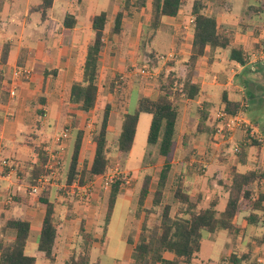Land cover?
<instances>
[{"label": "trees", "instance_id": "trees-1", "mask_svg": "<svg viewBox=\"0 0 264 264\" xmlns=\"http://www.w3.org/2000/svg\"><path fill=\"white\" fill-rule=\"evenodd\" d=\"M53 0H41L37 10L41 12V19L50 9ZM223 1V0H222ZM3 0H0V7ZM183 0H121V4L115 13L111 27L105 33L107 17L100 12L89 19L90 35L86 42L84 59L78 69L77 77L72 84L64 90L60 108L66 112L68 107L91 113V125L93 126L92 142L94 143L93 157L89 168L84 165L80 173L76 170L77 154L80 147L81 131L77 130L72 143V152L68 160L65 185L78 186L96 176H105L113 168L109 159V134L107 130L110 112L115 109L121 115L119 134L114 141V150L118 158L116 175L108 182V194L103 214L102 236L105 234L107 225L113 212V208L123 184V172L128 153L131 150L138 118L140 114L150 115V122L146 135L148 147H156V155L162 158V164L153 191L151 187V175L144 174L136 196V204L142 213L139 227L138 240L133 247L132 264H190L199 251L203 233L213 234L217 231H226L229 234L236 233L240 227L235 223L241 212L247 211L264 214V170H248L239 173L231 167V182L227 190V200L222 211L218 212L216 202L211 201L206 208L197 209L202 200L201 193H192V186L182 177L176 179L173 187H170V174L172 166L168 163V157L174 149L181 150L186 146L187 134L184 128L179 129L181 119V105L179 99L186 102L195 101L200 94V87L195 78L197 69L206 52V59L210 74L216 66L214 56L217 51H228L230 61L244 66L248 61V55L241 47L232 46L233 33L218 26L213 16L204 12L202 0H195L190 10L193 17L191 27L192 39L188 58L185 62V73L176 84L170 77L160 76L154 85V95L145 94L146 84L149 80L143 76L111 75L108 70L110 58L118 55L126 56L128 34L123 20L131 17L134 13L148 8L149 19L145 30L151 31L152 35L162 26L163 18H174L178 15ZM254 20H240L236 24L238 34L257 38L264 28V4L253 8ZM253 19V20H252ZM62 25L63 33H68L74 24L73 8L68 9ZM141 34L140 41L146 36V31ZM175 42L173 51L179 52L184 43L183 32L174 34ZM10 44L3 43L0 46V66H5L8 61ZM27 49L19 51L16 60L18 68L25 67ZM128 67L125 70L128 71ZM54 70H44L43 79L54 76ZM2 70H0V96L9 93L8 83H5ZM136 94V103L130 111L132 94ZM107 93L113 95L114 107L105 102ZM249 97L251 95L247 93ZM227 92H222V110L227 116H232L245 108L239 102H232L227 98ZM40 106H44L45 99L37 98ZM210 104L203 101L198 106L196 133L205 134L212 138L218 129V123L210 122ZM35 118L43 116L40 109L34 110ZM70 123L64 124V128L73 130L77 126L75 115L69 113ZM0 116V130H1ZM34 126L39 129V122ZM224 138L227 132L222 130ZM250 144L239 145L237 153L238 164L244 165L247 156V147L257 146L258 142L252 139ZM30 148L35 155L34 163L26 162L22 169V179L28 185H34L37 178L45 172L43 166L47 160V146L33 143ZM147 150L141 164H145ZM170 189V201L166 200L167 189ZM50 188L43 189L37 195L38 203L44 208V216L41 223L40 233L37 239V251L49 263L53 262V249L57 233V222L54 218V202L50 198ZM150 196V207L144 206ZM250 216L246 218L250 222ZM2 229L13 232L12 240L0 238V264H35V258L24 253V247L28 239L29 223L20 218H9L3 222ZM77 247L72 251L65 264H92L90 263V251L93 235L86 231L84 222L80 221L77 231ZM132 244V239L126 240ZM257 245L264 244V232L261 239H255ZM164 253L172 255V259H165ZM248 252L237 256L230 254L226 258L227 264H248ZM96 264V263H93ZM249 264H255L251 261Z\"/></svg>", "mask_w": 264, "mask_h": 264}, {"label": "rangeland", "instance_id": "rangeland-1", "mask_svg": "<svg viewBox=\"0 0 264 264\" xmlns=\"http://www.w3.org/2000/svg\"><path fill=\"white\" fill-rule=\"evenodd\" d=\"M104 1V0H103ZM101 1L102 3H104ZM107 2V0H105ZM179 14L180 18L185 22V19L190 15L192 4L195 0H183ZM205 6L204 12L210 16L221 17L222 14L226 16L227 21L220 23V27H224V30L233 33L232 46L241 47L248 55V60H252L254 55L262 48H264V28L261 30L258 39H251L246 35H240L236 30V24L240 20H250V17L254 15L253 8H257L264 4V0H202ZM148 12L144 11L139 14L137 21H135V32L139 30L140 34L138 38L134 39L130 44L127 54L126 65L128 71H117L120 65L114 63V70H110L111 75H140V70H145L152 78L149 80L146 87V94L149 96L154 95V85L156 80L162 76L163 78L170 77L176 84L177 80H181L184 76L185 62L188 58L189 49L184 46L189 43V40L185 41L181 50L177 52L176 58H168L165 60H159L160 56H167L168 53L173 52V45L175 42L174 34H178L180 31L175 29V22L173 20L165 19L162 22V26L152 35L151 31H146V17ZM255 20L257 16H252ZM252 19V20H253ZM227 22V23H226ZM146 31V36L143 39V43L140 41L141 34ZM184 35V34H183ZM76 54V53H75ZM80 55V53H77ZM208 56V52L205 53L204 58ZM216 66L213 67V73L210 74L206 61L203 60L197 69V76L195 82L199 84L200 94L195 101L186 102L183 99H179L181 105V119L179 123V129L184 128L187 134L186 146L181 150L174 149L168 157V163L172 166V172L170 174V187L175 184L177 177L182 176L191 186L192 193H201L202 200L199 203L197 209L206 208L211 201L216 202L215 209L220 212L223 210L227 200V190L231 182L230 170L231 167L238 168L240 173H245L248 170H264V62L256 60L253 64V70L251 64H246L244 67L232 62L228 58V51H217L214 56ZM253 62V60H252ZM79 64L77 61L72 64L78 71ZM29 67L32 71L30 79L24 80L21 77L14 78L15 81H28L32 84H38L42 74V65L39 62H30ZM5 66H0V70L3 72L5 83H9L10 79L7 78L6 73L12 72V67L4 69ZM58 81V80H57ZM64 83H67L66 81ZM63 81H59L54 85L53 89L56 93V98L63 100V95L60 94V90L64 86ZM62 86V87H61ZM11 88V86H9ZM15 88V87H14ZM35 88L34 85L32 89ZM35 96L33 98V106L36 103V98L41 95L39 88L35 89ZM222 92H227L228 100L232 102H239L243 111L237 114L241 119L245 120L250 126L255 127L258 130V135L262 137V141L258 142L257 146L247 147L246 165L241 166L236 162L237 153L233 152L234 147H239L244 143L250 144L251 140L250 130L246 133L244 131L235 129L224 139L209 138L205 134L196 133L197 124V108L203 101L210 104V122L209 124L220 123L218 122L217 115L222 111L221 97ZM47 95L50 102H55L50 97V91ZM249 93L251 97L247 95ZM136 96L131 97L130 111L135 106ZM105 101L114 105L113 95L107 93L105 95ZM37 104V103H36ZM35 104V105H36ZM53 105V104H52ZM68 110V109H67ZM64 112L60 107L54 117L47 115L40 119L41 127L38 130L34 127L24 129L21 132L20 141L16 144L15 150H18L17 154H20L18 158L3 157L1 159L6 160L8 167L4 169V175L6 172H11L10 180L18 183H22V167L26 162H31L33 159V152L30 145L33 143L44 144L47 146V152H52L54 149V137L57 136L64 128V124L68 125L70 117L68 112ZM78 124L77 127L69 131V137L65 141L66 148L63 154L62 166L59 170L58 185H65L67 163L72 151V143L75 139L77 129L84 127L85 122L89 119L88 116L81 111L77 112ZM35 119V118H33ZM150 121V115L140 114L134 141L130 153L127 156L125 162V172H123V184L121 186V198L116 201L113 209L112 223L110 227V242L116 240L113 234L119 233L122 229L123 221L126 217L131 216L133 224L137 225L138 221L142 218V213L136 204V196L140 187V183L144 174H150L152 181L150 191H153L155 183L158 178V173L162 164L164 163L162 158L157 157L156 147H148L146 143V135L148 131ZM67 122V123H66ZM252 127V128H253ZM118 129V123L115 122L114 129L111 130L109 135V159L113 166L103 179L97 181L99 188L84 192L81 189L65 187V189L54 188L55 196L60 204L61 215L70 217L79 216L80 212H83V208L90 207L94 209L93 227L105 210V204L108 193L107 182L116 175L115 166L118 158L116 157L114 149V141L116 138ZM257 134V133H256ZM252 139L254 137L250 136ZM240 148V147H239ZM8 149L5 148L1 154H9ZM149 150L150 154L147 156L145 164L142 163V159ZM240 151V149H239ZM16 154V152H13ZM88 154V153H87ZM1 164V162H0ZM0 168H2L0 166ZM125 181H128L125 183ZM24 182V181H23ZM77 183H75L76 185ZM93 186V185H92ZM264 190V187H262ZM26 193V192H25ZM171 191L168 188L166 192V200L169 202ZM31 197L27 195V199ZM12 202V198H9ZM129 203V204H128ZM93 204V206H90ZM69 206V208H67ZM144 206L150 207V196L145 201ZM12 208L11 204L6 205V209ZM71 208V209H70ZM250 216V222L246 218ZM236 222L240 226V230L236 233L229 234L226 231H217L213 234L203 233L201 245L199 251L195 254L194 259L190 264H227L226 258L230 254L240 256L248 252V264L251 261L256 263L257 257H263L264 244L257 245L255 239H261L264 232V214L253 213L249 215V212L243 211L236 219ZM98 230L96 233H100ZM41 256V253L38 252ZM43 260V259H41ZM264 264V260L263 263Z\"/></svg>", "mask_w": 264, "mask_h": 264}, {"label": "crops", "instance_id": "crops-1", "mask_svg": "<svg viewBox=\"0 0 264 264\" xmlns=\"http://www.w3.org/2000/svg\"><path fill=\"white\" fill-rule=\"evenodd\" d=\"M101 1L103 0H53L50 9L46 11L45 18L42 20L41 12L37 10V6L40 4L41 0H3V3L0 7V46L3 43L10 44L8 61L4 69L12 67V71L16 70L18 68L16 66V60L18 58L19 51L22 48H26L27 55L25 67L30 69V62H39L42 65V74L38 84H32L28 81H15V79L12 77L11 71L6 73L5 75L8 79H10L8 87H15V96L10 97L8 94L0 96V116L2 119L0 130V159L5 156L18 158L20 156V154H17L18 150L13 151L16 152V154H13L12 150H15L16 144L20 141L19 137L21 136V132L24 129L33 127V121L34 123L37 121L40 124V119L42 117H47V115L54 117L56 115L58 108L61 106V101L60 98H56V93L53 90L55 88L54 85L60 79V81H63L62 85L66 84V86L64 87L65 89H67L72 84L73 80L77 77L78 71L72 64L77 61L78 63H80L78 66L80 67L83 62L86 42L90 35L89 19L100 12H104L107 17L105 27L106 33L107 30L111 27L113 17L121 4V0H107V2L104 0V3H102ZM70 8H73L74 24L68 31V33H63L65 29L62 25V21L65 14L67 13V10ZM144 11L148 12V16L146 17V21L148 22V8L134 13L131 17L125 18L123 20L125 29L128 34L126 56L119 57L118 55H115L114 57L110 58L108 66L109 71L115 69L114 63L120 65V67H117V71H125L124 66L126 65L125 63L130 44L133 43L134 39L138 38L141 31L139 30L137 33L135 32L134 23L135 21H137L139 14ZM190 16L191 15H189L188 18ZM188 18L185 19L184 22L182 18H180V14L178 13V15L174 18H163L162 22H164L165 19L173 20L176 27L178 21H183L184 23H186ZM214 18L218 26H220V23H225V21H227L224 14H222L220 18L217 16H214ZM221 28L225 29L224 27ZM175 29L178 30V28ZM250 38L258 39L259 35L257 38ZM191 39L192 33L190 30L186 33L184 37V43L181 47H183L185 41L189 40V43L184 46H187L190 51ZM77 53H80V55H77ZM207 57L208 56H206L205 58L203 57V60L206 61ZM44 70H54L55 75L49 76L44 80ZM65 81L67 83H64ZM33 85L35 88L32 89ZM37 88H39V92L41 94L39 96H42L45 99L44 106H40L38 104L37 98L39 96L36 98L37 104L34 103V106L32 105L33 98L36 92L35 89ZM65 89H63V87L61 88V95L64 94ZM48 90L50 91V97L54 99V101L56 99L55 102H50L49 97L46 93ZM133 95L136 96L135 92L132 94V97ZM112 106L114 107V105ZM35 109L42 110L44 113L43 116L36 119L33 113ZM67 109V112L74 114L75 119L77 120V112L81 110L71 107H68ZM84 114H86L89 119L85 122L84 127L82 126L80 129H77L81 131L80 147L77 154L76 165V170L78 173H80L81 168L84 165H86V168H89L94 152V143L91 139L93 134V126L91 125L90 121L91 113L89 112ZM115 122L118 123L116 134L117 138L121 124V115L115 109H113L110 112L107 126L109 135H111L110 131L114 129ZM40 127L41 124L39 126V129ZM39 129L36 130L39 131ZM253 130L258 134L257 128L253 127ZM260 138L262 141V137ZM5 148L8 149L7 151L9 154H1V152ZM32 155L33 159L31 160V163H34L36 161V158L34 154ZM245 165L246 162L241 166ZM236 171L240 173L238 168H236ZM9 177H11V173L8 176L0 175V238H4L7 240H12L13 238V232L11 230L2 229L3 222L6 219L20 218L26 220L29 223V234L26 245L24 247V253L28 256L34 257L35 264H65L67 258L77 247V231L80 221L84 222V228L86 229V231L90 232L95 239L90 251V263L132 264L133 247L138 240L139 227L142 218L138 221L137 225H134L132 217H126L123 221L121 231L115 234L112 233V235L116 237V240L110 242V227L112 223L113 212L107 225L106 232L102 236L103 215L99 219H97V222L94 223V227V209L90 208L89 206L83 208V212H80L79 216L77 215L75 217H70L61 215V206L55 196L54 188H50V198L54 202V218L58 226L55 246L53 249V262L49 263L46 259L43 258L42 254L40 256L37 251V239L40 233L41 223L44 216V208L38 203L37 196L29 195L31 197L27 199V187L29 186L27 183L23 181L22 183L14 182L10 180ZM103 178L104 176H96L85 183H89L90 188L92 190H95L96 187H100L97 185V181H100ZM121 194L122 193L120 189L116 201L121 198ZM9 198H12V202L10 203L12 205V208L6 209V205H3V203ZM90 206H93V204H90ZM67 208H69V206H67ZM235 223L238 225L236 220ZM98 230L101 231L99 234L96 233ZM129 238L132 239V244L127 243L126 240ZM163 257L165 259H172V255L169 253H164Z\"/></svg>", "mask_w": 264, "mask_h": 264}, {"label": "built area", "instance_id": "built-area-1", "mask_svg": "<svg viewBox=\"0 0 264 264\" xmlns=\"http://www.w3.org/2000/svg\"><path fill=\"white\" fill-rule=\"evenodd\" d=\"M193 24V17L190 16L187 20L186 23H184L183 21H178L176 28H178L179 31H182L183 34L186 35V33L188 31L191 30ZM184 35V36H185ZM177 53H173L170 52L167 54V56H160L159 60H165L168 58H176ZM253 60V62H252ZM252 60H248L246 64H251V69L253 70V64L255 63L256 60H261L262 62H264V48L260 49L253 57ZM140 76L146 77L148 80H150L152 77L149 76V73L145 70H140ZM31 76V71L30 69L23 67V68H17L16 70L12 71V77L16 78V77H21L24 80H29ZM8 95L10 97H14L15 96V88L13 86H11V88L9 89V93ZM217 119L218 122L220 123V128L217 129V131L215 132V134L213 135V139H224V136L222 134V130H225L227 133L232 132L235 129H239L244 131V133H246L248 130H250V136L254 137L255 140L257 141H261V138L258 134H256L257 132H255L253 130L252 127H249L250 125L243 119L240 118V116L238 114L232 115V116H227L223 110L217 115ZM69 129L68 128H63V130H61V132L54 137V149L52 152H48L47 153V160L43 166V170H44V174L40 175L37 180L36 183L34 185H29L27 187V192L28 195L31 196H37L39 194L40 191H42L43 189L46 188H57L60 189L59 187H61L62 185H58V182H56L58 180V175H59V170L62 166V158H63V154L66 148V144L65 141L67 140V138L69 137ZM234 153H238L239 152V147H234L233 149ZM0 166L2 168H0V175H4V169L5 167H8V164L6 162V160L4 159H0ZM9 168V167H8ZM11 172L8 171L6 172V176H8ZM128 181H125V183H127ZM65 187H68L66 185L62 186L63 189H65ZM70 188H75V189H81L84 192H88L90 190V185L89 183H85L83 184L81 187L78 186V184L75 185V183H73L71 186H69ZM263 187H264V183H263ZM264 191V190H263ZM11 201L10 199H7L4 201L3 205H8L10 204ZM264 260V254L263 257H257L256 258V263L257 264H261L262 261Z\"/></svg>", "mask_w": 264, "mask_h": 264}]
</instances>
